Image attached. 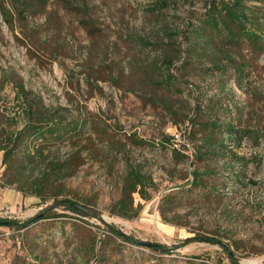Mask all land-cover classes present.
Returning <instances> with one entry per match:
<instances>
[{"label": "rangeland", "instance_id": "obj_1", "mask_svg": "<svg viewBox=\"0 0 264 264\" xmlns=\"http://www.w3.org/2000/svg\"><path fill=\"white\" fill-rule=\"evenodd\" d=\"M217 1L28 0L22 9L0 0L10 19L0 15V119L17 107L23 83L95 128L107 123L111 143L96 137L94 159L68 180L79 205L138 240L173 246L212 236L241 264H264V41L210 32L207 11ZM244 2L264 22V0ZM204 120L225 127L215 131L224 142L212 152L199 139ZM229 124L242 130L241 141L229 136ZM236 154L242 164L231 160ZM128 158L157 182L151 199L134 194L144 207L132 219L112 213ZM2 159L0 151V220L23 222L51 202L3 186ZM195 170H205L202 184ZM55 212L25 228L0 223V264H232L220 243L168 253L125 241L93 213Z\"/></svg>", "mask_w": 264, "mask_h": 264}, {"label": "trees", "instance_id": "obj_2", "mask_svg": "<svg viewBox=\"0 0 264 264\" xmlns=\"http://www.w3.org/2000/svg\"><path fill=\"white\" fill-rule=\"evenodd\" d=\"M27 1L14 0L13 3L25 9L28 7ZM252 9L244 0L211 2L207 11L209 17L205 23L211 28L210 32L229 34L231 41L240 42L247 39L252 43L262 42L264 41V22L258 12ZM0 15L10 21L9 14L1 2ZM82 23L94 32V24L90 20H82ZM196 31L200 33L199 30ZM225 51L227 53L228 50L225 49ZM166 64L171 67L173 64L171 57H167ZM235 67L239 68V66ZM171 75L172 73L166 78L168 81L172 79ZM15 101L17 107L3 113L0 119V151H3L2 167H4L1 175L2 185L15 187L24 197L36 196L42 203H51L44 210L23 222L12 220V225L21 228L28 227L42 218L56 215L55 209L64 207L84 215L93 213L100 217L109 231L116 236L131 243L141 244L140 240L133 235L126 234L114 224L106 222L99 212L86 206L89 211L82 210L70 196L71 188L68 180L76 176L85 163L94 159L96 137L103 145L111 143L113 134L109 125L102 123L95 128L93 120L87 115L72 114L65 106L47 104L23 83L17 86ZM198 125H202L201 130H207L199 138L202 146L207 147L209 152L215 151L218 144L224 142L215 136V131H224V125L215 120H204ZM226 130L233 141H241L242 130L233 124L226 126ZM130 137L134 144L146 143V140L135 135ZM172 138L166 136L167 141ZM184 147L186 149L185 145ZM64 148H68L66 152H63ZM174 150L184 157H189L180 149L174 148ZM230 158L233 162L241 164L244 160V157L239 154H236L235 158L232 156ZM205 174V170H195L194 180L202 184ZM156 189L155 178L144 172L139 164L132 163L131 158L126 159L122 196L113 206L112 213L129 219L139 216L144 205L141 202L135 204L134 194L138 193L141 198L149 200L152 198V191ZM161 212L168 220L164 208ZM195 241L220 243L229 253L232 264H241L227 244L212 236L194 235L173 246L161 244L151 248L170 253L178 247Z\"/></svg>", "mask_w": 264, "mask_h": 264}, {"label": "water", "instance_id": "obj_3", "mask_svg": "<svg viewBox=\"0 0 264 264\" xmlns=\"http://www.w3.org/2000/svg\"><path fill=\"white\" fill-rule=\"evenodd\" d=\"M79 207L84 210V211H89L88 208H86L85 206H82V205H79ZM0 223H7V224H11L12 222L11 221H1L0 220ZM140 243L142 245H145V246H148V247H157V246H160L161 243H157V242H151V241H144V240H140Z\"/></svg>", "mask_w": 264, "mask_h": 264}, {"label": "bare ground", "instance_id": "obj_4", "mask_svg": "<svg viewBox=\"0 0 264 264\" xmlns=\"http://www.w3.org/2000/svg\"><path fill=\"white\" fill-rule=\"evenodd\" d=\"M246 264H254L256 263V260H250V261H245Z\"/></svg>", "mask_w": 264, "mask_h": 264}]
</instances>
